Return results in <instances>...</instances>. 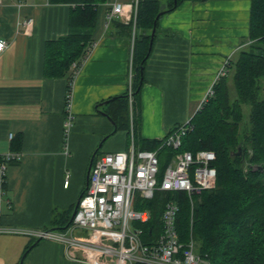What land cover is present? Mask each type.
Here are the masks:
<instances>
[{
  "label": "crops",
  "instance_id": "0c3cea01",
  "mask_svg": "<svg viewBox=\"0 0 264 264\" xmlns=\"http://www.w3.org/2000/svg\"><path fill=\"white\" fill-rule=\"evenodd\" d=\"M132 1L98 6L95 45L74 75L73 120L66 129L67 76L46 77L43 61L45 43L67 32L70 6L0 0V37L8 41L0 53V153H21L8 165L0 225L60 231L52 221L73 210L92 157L128 150L132 135L137 149L152 150L138 140H160L189 120L248 35L250 0H185L161 14L131 115L135 127L117 129L104 109L128 89L134 16L128 12L108 21L106 15L113 4ZM26 19L32 20L28 27L22 24ZM11 236L0 237V264H86L82 259L92 258L60 242Z\"/></svg>",
  "mask_w": 264,
  "mask_h": 264
},
{
  "label": "trees",
  "instance_id": "16d2710c",
  "mask_svg": "<svg viewBox=\"0 0 264 264\" xmlns=\"http://www.w3.org/2000/svg\"><path fill=\"white\" fill-rule=\"evenodd\" d=\"M182 1L185 0H138L134 24L131 21L132 102L130 105L127 89L109 99L104 109L117 129L129 130L132 123L135 127L136 118L131 115L139 104L145 81L151 31L158 25L156 15L173 11ZM48 2L70 6L67 32L45 43L43 61L46 77L67 76V105L74 75L94 42L98 6L105 0ZM224 69L189 119L180 148L192 153H215L211 165L216 185L191 199L185 192L172 193L179 204L176 227L179 240L187 242L192 237L197 253L206 256L210 264H264V0H250L246 44L234 52ZM138 142L146 149H155L160 140ZM163 202L158 194L147 202L151 226L159 227ZM71 210L54 217V228L67 227Z\"/></svg>",
  "mask_w": 264,
  "mask_h": 264
},
{
  "label": "built area",
  "instance_id": "2783aa9c",
  "mask_svg": "<svg viewBox=\"0 0 264 264\" xmlns=\"http://www.w3.org/2000/svg\"><path fill=\"white\" fill-rule=\"evenodd\" d=\"M137 3L138 0H133L129 4H113L106 15L108 21L128 12L134 16ZM31 21L26 19L22 24L28 27ZM94 45L95 42L88 47L87 55ZM7 46L8 41L0 37V53ZM227 60L216 78L225 73ZM72 86L66 105V129L73 120L69 110ZM128 95L131 105V75ZM188 124L189 120L169 131L155 149H137L132 135L128 150L107 152L94 158L75 215L63 230L0 225V234H23L34 239L60 242L66 250L87 251L92 258L82 259L86 264H210L206 256L197 253L192 237L187 242L179 240L176 227L179 204L172 193L185 192L191 199L192 195L216 185V173L211 165L215 159L213 151L192 153L180 150ZM20 157L18 151L0 153V216L4 203L8 202V165ZM161 159L165 161L164 165ZM64 185H68V175ZM157 194L164 199L159 227L150 225L151 209L146 205ZM76 230L87 231L93 238H78L74 236Z\"/></svg>",
  "mask_w": 264,
  "mask_h": 264
},
{
  "label": "rangeland",
  "instance_id": "374dc122",
  "mask_svg": "<svg viewBox=\"0 0 264 264\" xmlns=\"http://www.w3.org/2000/svg\"><path fill=\"white\" fill-rule=\"evenodd\" d=\"M246 38L247 37H245V39L242 40V43H240L238 41L239 44L237 43L238 46H236L234 50H237L239 47L245 45L246 44V41H247ZM240 39H242V38H240ZM240 44H242V45H240ZM222 66H223V64H222ZM262 86H264V84H262ZM262 92H264V90H262ZM196 152H194V153H196ZM161 163H163V165H164L165 164V161L162 162V159H161ZM11 235L12 234H0V237L8 238V237H12ZM13 235H16V234H13ZM74 236H76L78 238H82V239H92L93 238V236H91L87 231H84V230H76L74 232Z\"/></svg>",
  "mask_w": 264,
  "mask_h": 264
},
{
  "label": "water",
  "instance_id": "95a60500",
  "mask_svg": "<svg viewBox=\"0 0 264 264\" xmlns=\"http://www.w3.org/2000/svg\"><path fill=\"white\" fill-rule=\"evenodd\" d=\"M161 14H162V12H159V13L156 15V19L159 18V16H160ZM154 34H155V25H154V27L152 28V31H151V38H150V42H149V49H148V52L151 50L152 42H153V38H154ZM104 114H105V113H104ZM105 115H106V114H105ZM239 150H240V149H238V152H237V153H239ZM92 160H93V157H92ZM92 160H91V163H92ZM91 163H90V166H91ZM89 169H90V167H89ZM89 169H88V175H89ZM87 182H88V176H87ZM87 182H86V185H87ZM81 195H82V194H81ZM81 195L79 196L78 201H77V203L75 204V206H74V208H73V210H72V213H71V216H70V220H69L70 222H71L73 216L75 215V212H76V209H77V206H78V202H79V199H80Z\"/></svg>",
  "mask_w": 264,
  "mask_h": 264
},
{
  "label": "bare ground",
  "instance_id": "6f19581e",
  "mask_svg": "<svg viewBox=\"0 0 264 264\" xmlns=\"http://www.w3.org/2000/svg\"><path fill=\"white\" fill-rule=\"evenodd\" d=\"M175 4V3H174ZM174 6V5H173Z\"/></svg>",
  "mask_w": 264,
  "mask_h": 264
}]
</instances>
